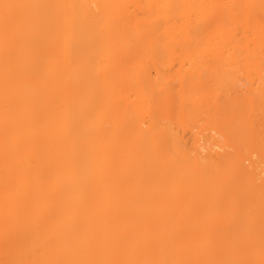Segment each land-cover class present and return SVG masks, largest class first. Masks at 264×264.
<instances>
[{
  "label": "bare ground",
  "instance_id": "1",
  "mask_svg": "<svg viewBox=\"0 0 264 264\" xmlns=\"http://www.w3.org/2000/svg\"><path fill=\"white\" fill-rule=\"evenodd\" d=\"M0 264H264V0H0Z\"/></svg>",
  "mask_w": 264,
  "mask_h": 264
}]
</instances>
